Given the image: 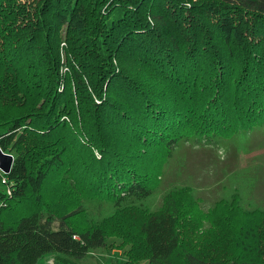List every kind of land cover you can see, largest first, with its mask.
<instances>
[{"label": "trees", "instance_id": "trees-1", "mask_svg": "<svg viewBox=\"0 0 264 264\" xmlns=\"http://www.w3.org/2000/svg\"><path fill=\"white\" fill-rule=\"evenodd\" d=\"M263 124L264 0H0V264L110 238L125 264H264L239 191H162L182 144Z\"/></svg>", "mask_w": 264, "mask_h": 264}, {"label": "rangeland", "instance_id": "rangeland-1", "mask_svg": "<svg viewBox=\"0 0 264 264\" xmlns=\"http://www.w3.org/2000/svg\"><path fill=\"white\" fill-rule=\"evenodd\" d=\"M226 142L219 145L220 149L203 140L182 144L166 166L163 193L174 186L191 187L192 193L201 199L203 210H207L237 190L243 208L264 209V124ZM236 149L240 152H234ZM5 192L8 193V184L0 171V193ZM23 207L14 206L15 209L5 211V217ZM120 243L119 239L110 238L107 247L93 250L83 259L60 257L71 264H125L128 259L125 248L118 246ZM58 256L50 254L38 264H60Z\"/></svg>", "mask_w": 264, "mask_h": 264}, {"label": "water", "instance_id": "water-1", "mask_svg": "<svg viewBox=\"0 0 264 264\" xmlns=\"http://www.w3.org/2000/svg\"><path fill=\"white\" fill-rule=\"evenodd\" d=\"M14 164V156L6 154L0 148V171L4 175H10Z\"/></svg>", "mask_w": 264, "mask_h": 264}, {"label": "built area", "instance_id": "built-area-1", "mask_svg": "<svg viewBox=\"0 0 264 264\" xmlns=\"http://www.w3.org/2000/svg\"><path fill=\"white\" fill-rule=\"evenodd\" d=\"M5 180L7 181V179L5 178ZM11 192H10V190H8V194H10Z\"/></svg>", "mask_w": 264, "mask_h": 264}]
</instances>
